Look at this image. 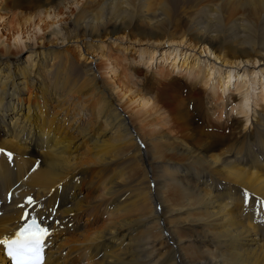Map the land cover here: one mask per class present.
I'll list each match as a JSON object with an SVG mask.
<instances>
[{
  "label": "bare ground",
  "instance_id": "bare-ground-1",
  "mask_svg": "<svg viewBox=\"0 0 264 264\" xmlns=\"http://www.w3.org/2000/svg\"><path fill=\"white\" fill-rule=\"evenodd\" d=\"M83 1L23 0L28 11L19 19L34 36L24 39L15 27L0 37V239L13 235L22 209L31 207L50 233L44 264H264V224L251 223L264 217L256 214L264 211V0H221L219 10L213 0L176 16L167 0ZM60 4L79 9L75 37L59 38L56 30L60 45L35 49L41 18L57 27ZM134 26L148 29L139 50L147 66L167 54L169 67L180 64L191 78L190 90L198 84L214 97L232 86L234 127L218 125L230 134L205 132L195 148L173 140L171 128L161 132L160 122L159 132L144 131L141 119L151 113L170 126L155 101L120 86L106 56H99L105 70L98 76L92 61L77 68L60 49L81 41L85 52L100 50L101 39H127ZM23 50L31 63H12ZM157 72L168 71L159 65ZM252 203L255 213L247 210Z\"/></svg>",
  "mask_w": 264,
  "mask_h": 264
},
{
  "label": "rangeland",
  "instance_id": "rangeland-1",
  "mask_svg": "<svg viewBox=\"0 0 264 264\" xmlns=\"http://www.w3.org/2000/svg\"><path fill=\"white\" fill-rule=\"evenodd\" d=\"M22 1L23 0H0V37H2L1 41L5 40L6 38H9L12 32L14 31L15 27L16 28L20 27V29H22L24 36H25L24 39L26 38V35L28 33L30 34V36L31 35L34 36L33 26L31 28L28 27V25L24 26L23 22L21 21L22 19L21 20L19 19L21 16H25L26 12L28 11V9L21 4ZM211 1L213 0H173V1L167 0V2H169L170 7L172 6L171 7L172 16H176L179 12H182V11L189 12L191 10H196V8L198 9L201 6L208 5V3H210ZM233 1L235 0H232V2ZM242 1L244 0H241L240 2ZM84 2L85 0L82 2L81 5H84ZM222 3L223 2L221 0H218L217 4L215 5L217 6V9L220 8ZM65 8L61 4L56 8V12L59 14L58 18L55 19V21L58 22L57 27H49L48 24L50 20H45L41 18V22L39 23V28L42 31H40L38 34L35 33V36H36V39L34 40V43H35L34 46H36L35 49H38L37 47L38 43L41 44V46L48 48V50L50 51L54 50L53 49L54 45H60L61 43L54 42L56 40L54 39V36H51L52 32L55 33L56 30H58V32L61 33L60 36L58 35L59 38L63 37L64 39L66 38L72 39L71 37H75V29L73 27V23H74L73 20L78 15L79 9H76L71 4L67 6L68 9H65ZM79 8H80V5H79ZM71 12L73 13V16H69L70 14H72ZM37 21H39L38 17L33 18V24L35 22L37 23ZM21 24L23 26H21ZM25 27H28L27 33H26ZM133 28L135 30H130L125 33L126 35H128L127 39L125 38L119 39V38H116L117 36H112L109 38L107 37V38L101 39L100 50H96V48L94 49L93 47L92 49L89 48L88 52H85V50L83 51L84 45H82L81 41H78L77 44L74 43L73 41H69V42L65 41V43L63 44V46L60 47V49L67 51L66 54L70 56V58L74 62V66L77 68L82 69L84 68L85 64L92 61L90 66L94 70H97L98 68V72L96 71L98 73V76L99 74L101 75L103 73V69H104L103 65H101L102 70L99 69V65L103 60H105V58H100L99 56L100 55L104 57L106 56L107 58L112 60L114 64L117 66V71H116V74L114 75H115V80L119 83L120 86L128 87V89L133 88L132 89L133 91L136 90L140 92L141 94L148 96L150 99H152V101H155L158 107L160 106V111L164 112L165 118L170 119L169 120L170 126L163 127L161 123L162 119H160L162 118V116H159V119H158V117L154 115V113H151L148 116V119H146L145 121L141 119V123L147 126L146 129H144V131H148L147 129L156 130L157 126H154V125L160 122L159 125L162 127L160 129L161 132L166 133L167 129L171 128L173 129V133L171 134V138H173V140H175L178 143L182 141V142L188 143V145L192 144L195 148H198L199 146V144H197L198 143L197 136H201V135L203 136L205 132L211 131L213 132V134L214 133L219 134V135H215L216 137H219V136L221 137L224 134L225 135L230 134V131H228L230 130L229 128L223 129L222 127L218 125L220 123H225L224 126L227 125L231 129L234 127L232 126V123H230V121H235V119L237 118L232 111L235 108V105L237 103L238 95L234 91L232 86H230L229 88L230 91L224 94L223 96H219L218 95L219 93H216L215 96L213 97V95L211 94L213 98L208 93L207 95H203V90L198 84H195L194 88L190 90L189 83L192 82L191 78L187 77L184 72L181 73V71L178 70V66L180 64H178V66L177 64H175V68H177V70L176 69L173 70L172 68H170L169 67L170 66V62H169L170 56H167V54L163 55V57H162V54L156 55L152 59L155 63L147 66L149 62L145 61V59L144 61L140 60L141 56L146 57V55L139 50L144 49L147 45L146 41L144 40L145 39L144 33H147L148 29L141 27V26H134ZM134 37L137 38V41L140 40L143 42L139 44L138 42L134 40ZM29 44L33 45L32 42H30ZM80 49H82L83 51V54L81 57L78 56L79 54L82 53L81 51H79ZM149 49L153 50L152 47H150ZM181 49H184L181 52L183 53L186 52L185 57L188 58L190 54V58L188 59V62L194 59V57H192L193 52H190L189 51L190 49L188 51L185 47L184 48L182 47ZM11 52L15 53V49L12 48ZM27 53H28L27 50H23L15 57L16 61L13 59L12 63L18 62V61H23V62L25 61L26 63H31L32 61L31 58L24 59ZM150 55L149 57H151ZM164 57H168L167 58L168 60H165ZM203 58H206V57H203ZM5 60L6 58L1 62V65L4 64V62H8ZM77 60H79V62ZM159 65H164V69L168 71V72H163L161 77H158L159 73L157 72ZM246 67H248V70H251L253 66H246ZM223 70L227 71V69L222 68V73H221L222 77H226ZM224 81H226V79H224ZM218 97H221L222 100H218ZM179 104H181V108L179 111L180 114L179 112H177V108ZM20 105L22 106V102L20 103ZM25 105L26 104L24 103V106ZM124 107H121L122 111H124V113L126 112L129 114V111L126 110L127 105ZM201 110L203 111V114ZM26 111L27 110H25V107H24L23 113L25 114ZM134 112H139V111L134 110ZM8 113L9 115L5 117L6 121H10L11 117L14 114L12 111H8ZM197 113H198V116L195 115ZM192 115L193 116L195 115L194 116L195 119L193 118ZM182 116L185 117V120L182 119ZM218 117H220L219 120H217ZM198 118H201L200 119L201 121L198 120ZM130 122H131V119H130ZM170 122L172 123L170 124ZM203 122H206V123H203ZM147 123L150 126L146 125ZM238 128H239L238 130H241L244 127L241 126ZM221 133L223 134L221 135ZM150 142L155 143V137H153V139L150 138ZM33 150L34 149L32 148L30 151L33 152ZM191 180L195 181V183L197 184L196 178H191ZM25 203L26 201L23 202V204ZM14 207L17 209L20 207V205L16 204ZM262 219H264V217ZM4 263L8 264L7 260Z\"/></svg>",
  "mask_w": 264,
  "mask_h": 264
},
{
  "label": "snow or ice",
  "instance_id": "snow-or-ice-1",
  "mask_svg": "<svg viewBox=\"0 0 264 264\" xmlns=\"http://www.w3.org/2000/svg\"><path fill=\"white\" fill-rule=\"evenodd\" d=\"M28 202L32 203L31 200ZM47 235L48 230L32 219L11 239H0V245L4 246L5 254L12 264H44L43 243Z\"/></svg>",
  "mask_w": 264,
  "mask_h": 264
}]
</instances>
